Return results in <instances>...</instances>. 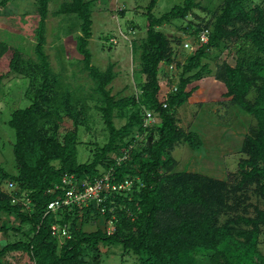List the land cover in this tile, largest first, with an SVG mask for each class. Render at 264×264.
<instances>
[{
	"label": "trees",
	"instance_id": "1",
	"mask_svg": "<svg viewBox=\"0 0 264 264\" xmlns=\"http://www.w3.org/2000/svg\"><path fill=\"white\" fill-rule=\"evenodd\" d=\"M8 1L0 0V8ZM36 1L34 58L0 39V84L10 73L21 76L30 101L8 119L16 171L0 163V264H15L8 258L15 251L32 264H264V0H250L251 6L249 0H218L213 7L212 0H183L159 16L152 12L158 0H148L145 35L130 43L140 91L121 97L111 92L118 74L114 62L104 69L92 63L93 0H68L53 11L79 20L75 49L81 57L75 63L92 81L87 92L64 80L63 67L52 68L45 51L49 0ZM191 15L196 20L176 26L195 43L181 62L182 37L162 28ZM204 29L208 38L201 42ZM231 44L234 64L223 59L211 68L210 53ZM160 63L177 68L164 101L158 98ZM206 75L223 82L229 103L255 122L241 143L238 170L228 179L178 169L172 155L181 142L192 149L203 143L196 130L178 124L175 112L197 88L187 85ZM148 111L156 122L146 121ZM94 112L107 137L102 144L83 142L89 155L80 161L78 145L84 132L93 134ZM123 115L117 126L115 116ZM106 171L115 184L128 179L129 189L104 192L99 206L89 201L46 212L50 200L64 195V176L92 182ZM10 181L14 187L4 189ZM97 217L109 227L85 229ZM52 223L65 225L69 236L53 235ZM110 255H118L117 261L106 263Z\"/></svg>",
	"mask_w": 264,
	"mask_h": 264
},
{
	"label": "rangeland",
	"instance_id": "2",
	"mask_svg": "<svg viewBox=\"0 0 264 264\" xmlns=\"http://www.w3.org/2000/svg\"><path fill=\"white\" fill-rule=\"evenodd\" d=\"M68 0H49L48 17L46 19V44L51 66L56 71H61L62 67L64 80L70 82L72 86L80 83L85 92L89 91L91 80L86 73L79 70L76 59L81 55L75 49V36L79 30V20L76 15H54L53 11L60 7L61 3ZM183 0H158L152 12L155 16L168 11L172 6L180 4ZM202 5L207 0H198ZM218 0H212L209 7H213ZM254 2V1H253ZM250 0L247 2L251 6ZM255 2H262L255 0ZM148 0H93L92 8V35L89 39L88 47L92 54V63L101 69L106 68L109 62H114V70L118 72L111 83V92L116 97L128 94H137L138 87L137 65L132 60L130 43L133 39L137 42L145 35L147 18L145 7ZM213 3V4H212ZM36 0H9L4 7L0 8V39L7 41L14 47H19L23 56L33 57V47L35 45V29L39 22V13L36 9ZM121 11H123L121 13ZM196 13L205 16V11L195 9ZM196 20L194 16L187 19H174L171 24H164L163 30L171 34L180 35L182 43L178 47L181 51L178 59L181 62L186 54L191 51V46L195 43L192 37L180 31L176 26H185L188 20ZM135 24V28H130ZM194 44V45H193ZM229 45V44H228ZM234 44L229 47L215 49L210 53L209 64L215 67L217 61L226 59L230 64H234L235 49ZM73 62V63H71ZM0 62V71L3 65ZM160 63V89L158 98L162 100L170 88L168 78L176 77L177 68L174 64ZM72 71L75 72L74 77ZM26 79L19 75L10 73L1 80L0 84V163L4 167L15 173L12 144L15 134L8 124L12 110L18 107L27 106L30 101L24 96ZM197 85L187 102L176 109L178 124L184 130L194 129L202 137L200 148L192 149L186 143H179L172 155L177 159V168L187 171L228 179V175L238 170V162L244 154L241 152V143L249 127L255 124L254 119L241 113L236 107L231 105L230 96L224 95L226 87L223 82L213 75H206L201 79L194 80L187 85V89ZM117 126L123 124L126 117L115 116ZM158 120L155 116L154 121ZM93 134L84 132L81 135V144L78 145V156L80 161L87 159L89 155L88 146L84 143L90 141L102 144L107 137V131L99 115L93 113V123H91ZM84 142V143H83ZM8 190L5 184L2 186ZM14 185L10 188H13ZM251 201L255 202V196ZM96 226L102 228L108 226L101 217L92 218L85 225V229H93ZM109 227V226H108ZM107 227V228H108ZM259 237V249L264 254V227ZM1 237V235H0ZM119 248H112L113 253ZM22 254V255H21ZM22 259L19 260V258ZM15 264H32L24 253L13 252L8 257ZM118 255H110L106 263L116 262Z\"/></svg>",
	"mask_w": 264,
	"mask_h": 264
},
{
	"label": "built area",
	"instance_id": "3",
	"mask_svg": "<svg viewBox=\"0 0 264 264\" xmlns=\"http://www.w3.org/2000/svg\"><path fill=\"white\" fill-rule=\"evenodd\" d=\"M207 32L208 30L204 29L200 32L199 40L201 42L207 41ZM194 47L191 46V50ZM169 91V90H168ZM168 93V92H167ZM167 96V94H166ZM163 98L160 101H164ZM165 105V103H163ZM154 121L155 117L150 111L146 113V121ZM149 123V122H148ZM130 181L125 179L120 183L111 182V173L106 171L102 176H98L94 181H89L85 179H79L75 176H64L62 178V187L65 190L64 195L58 196L48 202L46 212L55 211L62 206H70L72 204H84L88 205L89 201H95L96 206H99L101 202L105 199L104 192H113L115 190L129 189ZM13 183L8 182V188L12 187ZM58 187V186H57ZM15 201V198L13 199ZM51 233L57 236H69L66 226L60 225L59 223L51 224Z\"/></svg>",
	"mask_w": 264,
	"mask_h": 264
}]
</instances>
